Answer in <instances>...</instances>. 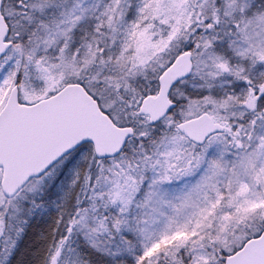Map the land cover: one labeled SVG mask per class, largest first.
<instances>
[{"label":"snow or ice","instance_id":"6c2138e0","mask_svg":"<svg viewBox=\"0 0 264 264\" xmlns=\"http://www.w3.org/2000/svg\"><path fill=\"white\" fill-rule=\"evenodd\" d=\"M0 264H264V0H0Z\"/></svg>","mask_w":264,"mask_h":264}]
</instances>
